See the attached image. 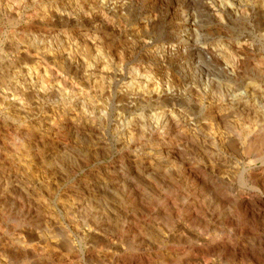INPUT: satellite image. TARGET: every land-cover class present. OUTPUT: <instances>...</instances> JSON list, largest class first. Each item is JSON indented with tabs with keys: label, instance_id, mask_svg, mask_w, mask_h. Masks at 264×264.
Wrapping results in <instances>:
<instances>
[{
	"label": "bare ground",
	"instance_id": "6f19581e",
	"mask_svg": "<svg viewBox=\"0 0 264 264\" xmlns=\"http://www.w3.org/2000/svg\"><path fill=\"white\" fill-rule=\"evenodd\" d=\"M141 1L122 0L119 10ZM74 2L0 0V194L17 193L9 195L18 221L0 212V236L9 234L0 264H264V53L255 42L264 41V0H219L224 25L188 14L168 36L178 49L150 33L144 42L140 23L115 52L105 44L110 21L71 18ZM247 20L257 34L229 35ZM82 23L91 26L85 33L67 29ZM213 31L230 38L204 43ZM137 41L155 65L134 63L124 78ZM120 67L126 91L109 102ZM150 97L155 106L135 113ZM111 121L128 152L104 190L174 177L206 194H55L60 164L97 158ZM200 141L196 158L188 146ZM35 183L46 194H35Z\"/></svg>",
	"mask_w": 264,
	"mask_h": 264
},
{
	"label": "rangeland",
	"instance_id": "374dc122",
	"mask_svg": "<svg viewBox=\"0 0 264 264\" xmlns=\"http://www.w3.org/2000/svg\"><path fill=\"white\" fill-rule=\"evenodd\" d=\"M121 1L122 0H115V1L114 0H106L104 2L102 0L101 1L100 0H95L94 3L93 2L90 3L91 7L89 5V6H86L85 8H81L82 5L80 6V0H79L77 5L74 2L72 7H67L66 9H67V13H69L70 17L72 15L71 18H73V19L82 16L83 19L86 18L85 22L89 18L99 19V20H101V19H103V20L105 19L106 20L107 19L108 21H110L109 22L110 26H109L108 30L105 32L106 35L108 37L109 36L110 37L109 38L106 37V40L105 39L104 40H105V42H107L105 44H108V48H110V50H113V52L116 51L115 49L117 47V44L122 39V37L127 32L132 30L133 28L134 29H135V27L138 28L140 26V23H141V26H140L141 28H139V31H141V32L139 34L141 35V37H143L142 40L144 42L151 41L148 38V36H145V35L147 33H150V35L154 36V34H153L154 26L153 25L156 24L155 20H157V16H154L155 15L154 12H155V10H158V7H159L160 3L164 4L165 6H167V5L168 6H172L176 2V3H178V6L180 7L181 6L180 2H181L182 5L184 6L182 8V12L180 11L179 8L174 9L173 15L174 16H178V22H176L175 19L171 18L172 21L170 23L173 22L172 25L175 26V30H174V32L171 31V33H169V36L171 34H176V33H179V32L182 31L181 25H182V23L184 21L183 19L185 17H187V15L190 14V13L192 14V13L196 12L195 15H197L199 20L200 19H202V21L206 20L204 22H207V24L211 25V26H213L214 24H217V23H218L217 25H219V23L223 24V25L224 24H228V21L221 16L222 13H221V6L219 4V0H197V1L194 0V2H192V4L189 3V0H187V1L186 0H160V1L152 3V4L149 3V0H143L140 3H137L135 5H132V4L128 5L129 0H127L128 2H124L123 3V4L127 3L126 6H125V9H122V10L120 9L119 10V7L122 6V3L120 4ZM92 3L94 4V7H93ZM138 4H139V6H138ZM147 4H149V5H147ZM202 5H203V7H202ZM152 6H154V7H152ZM112 8L113 9L117 8L116 11L119 10L120 11L119 12L120 15L119 14H117L115 16H112L113 14L110 15V11H112ZM106 9H107V11H106ZM139 10L141 12H139ZM212 12L216 15V16L214 15L215 18L218 17V14L221 13L219 16H221L224 19V23L216 22L215 19L210 16ZM157 13H158V11H157ZM146 18H148V19H146ZM151 18H153V19H151ZM144 19H146L147 21L144 20ZM107 20H106V22H107ZM147 22H148V24L150 22L149 25H151V26H148ZM251 22L253 24L250 23L249 20L244 22L245 25L244 24L243 25H240V24L232 25L231 24L230 26H233L234 30L231 33H229V35L230 36L232 35L234 38H236V36H242V35L243 36H247V35H249L248 33H251V31L253 32L254 30H255V33H256V31H257L256 23L257 22H254V21H251ZM122 23H125L127 25L128 29H125L123 26L120 28ZM82 25H84V27H81ZM82 25H80L77 28L72 25V26H69V28H67V29H68L69 32L79 33L81 31V33H85L86 31L89 30V28H91V26L86 24V23H82ZM144 26H146L148 28H146ZM164 26L165 25L163 24V27H161V28H159L160 26L158 27L159 30L157 31V35H156L157 39L163 40L164 42L162 41L163 42L162 45H164V46H171V45H173V46L175 45L176 46L177 42L174 41L173 39L170 40L171 37L169 38L168 35L166 34L167 30H166V27L164 28ZM149 28H151V29H149ZM144 30H147V31L144 32ZM128 34H130V33H128ZM229 35L227 33L226 34L225 33L224 34L221 33L219 35V34H216L215 31H213L211 35L209 34L207 37H204L206 40L204 39L203 42L204 43L206 42L207 44H212V45L217 44L218 45L220 43V41H222V40L226 41L228 38H230ZM144 37L146 38L145 40H144ZM146 40H148V41H146ZM168 41H169V43H168ZM255 42L257 44V50L256 51L261 53V54H263L264 53V49H263L264 48V41H262V42L255 41ZM259 43L260 44L263 43L262 46L259 45ZM87 45L89 46V48L92 46L90 43L87 44ZM111 45L113 46V48H112ZM106 46L107 45H105V47ZM139 47H140V44L137 41V44L134 47H132L133 49L131 48V51H127L125 53L124 63H123V74H125L124 78L128 77V73L130 71V68L132 66H134L135 64H140V65L145 66V67L146 66L149 67V65H152V66L155 65L153 60L148 59L147 57H144V55L141 54V52L139 50ZM128 54H130V55H128ZM131 54H132V56H131ZM76 55H77V59H79V58L81 59L83 57L81 52H79V51L76 52ZM115 61L117 62V59H115ZM178 62H180L179 58H175L174 59V63L176 64ZM171 63H173V61L170 60V62L168 61L167 64L166 63L165 64L168 65V67L170 66V68H172V69L169 68V70H171L173 72L175 70V68H174L175 64H171ZM115 64H117V63H115ZM120 70H121V67L120 68H116L114 70V72L116 71L117 75L113 77V84H112L111 88L110 87L107 88L108 89L107 90V97L109 99L112 98V99L109 100V102H114V98H115L116 94H120V93L126 91V88L123 89L124 88L123 84H125V83H124L123 80H121V76H120L121 72H120ZM118 73H119V75H118ZM153 106H155L154 98L150 97V101L147 104H144V105L140 106L135 113H137V114L141 113V112L148 113L149 110ZM117 115H118L117 112H115L114 115H113V118H116ZM113 128H114V122H112V121L109 122L108 125H106V127H104L105 138L102 139V142L103 143L106 142V143L103 144L101 142L102 146L99 148L97 158H95V159L92 158V159L87 160V159H84L82 157L81 160L80 159H78L77 161L74 160L76 162L72 161L70 163V165L69 164H64V162L60 164L58 169H59V172L61 173V175L56 180H54V182H56V184H57V186L54 189V193L55 194H61V196L66 197L68 194H74V193L75 194H103L102 192H104V194H105L107 192V189L104 190L103 188H104V186H106L105 185L106 181L108 183H110V181H108V180H110L111 177L108 176V175L106 176V174H109V172H111V170H112V167L115 164H119L118 162L120 161V159L121 158L124 159L125 156L127 155V152H128L127 148H121L118 145L116 138L112 134ZM111 137H113V138H111ZM197 144H199V145L197 146ZM190 146H192L193 149ZM199 147H200V149H199ZM188 149L191 150V151L189 150L191 152V155L194 153L193 156L196 157V155L198 153H201V149H202L201 148V141L199 143L196 142V144L195 143L189 144ZM197 149H198L199 152L197 151ZM84 160H85V162H84ZM50 178L52 179V177H50ZM50 178L47 177V179H49V180H50ZM135 178H134V182L132 184V187L134 189L137 188V191H133L134 190L133 188H127V189L123 188V190H122L121 188L124 187V186H120L119 185L118 187H121V188L115 189L116 191L115 190L114 191L111 190V192L109 191L106 194H108V193L109 194H122L123 191H124L123 194H125V193L126 194L127 193L130 194L129 192H132L133 194H134V192H135V194H137L138 192H139L138 194H171V193L172 194L173 193L174 194H177V193L178 194H188L189 193V194H198V195L199 194H206L204 191L202 192V189H200V187H197L196 189L193 188L194 189L193 190L192 188L189 187V185L184 183V181L178 180L177 178L175 179L174 177H171V179H169L170 177L167 178V179H164L167 182L166 181L164 182V180H161V179H158V178L154 179L152 181L150 179L146 180V178H143V179L140 178V177H135ZM145 180L146 181H150L151 183L150 182L147 183V182H145ZM161 181H163L164 183H162ZM239 181H241V180L239 178H237L235 184L236 185H240L241 182H239ZM99 184H104V185H102V187H101ZM169 184H170V186H169ZM35 187L37 189L35 194H46L42 190V188H40V186L37 183H35ZM169 188H170V190H169ZM119 189H120V192H119ZM101 190H102V192H101ZM128 190H129V192H128ZM187 190H188V193H186ZM1 194H0V212H1V214H3L2 215L3 219L6 222L8 221L9 224L11 223L10 225H13V226L17 225L16 222H18V221L15 219V216L10 214L11 211H12V207L14 205V200L12 199L13 197H11V195H9V194H17V193H15V192L13 193V191H12V193H8L6 196H2ZM18 194H25V193L19 192ZM31 194H34V193H31ZM41 197L45 198L44 196H41ZM10 215H12L11 218H9ZM12 217H14V218H12ZM8 219L10 220V222H9ZM11 219L12 220L15 219V220L12 221ZM20 225H22V224H20ZM3 234L0 236V243L1 244L4 243V241L9 236V234H4V235ZM154 253H155V251H154Z\"/></svg>",
	"mask_w": 264,
	"mask_h": 264
},
{
	"label": "built area",
	"instance_id": "2783aa9c",
	"mask_svg": "<svg viewBox=\"0 0 264 264\" xmlns=\"http://www.w3.org/2000/svg\"><path fill=\"white\" fill-rule=\"evenodd\" d=\"M181 6H178V3H174L172 6H165L164 4L159 5L158 10H155L154 14L157 16V20H156V24L154 25V30H153V34L154 36L152 37L153 39H157L156 35H157V31L159 30V28L163 27V24L165 25L164 28L166 27V34L169 36V32H174L175 30V26L172 25V23H170L172 21L171 18L175 19L176 22H178V16H174V9L179 8L180 11L182 12V8L184 7L182 5V3L180 2ZM158 11V13H157ZM216 16V15H215ZM216 22H222L224 23V19L222 17L219 16L215 18ZM175 22V23H176ZM129 23V22H128ZM130 24V23H129ZM124 27L125 29H128L127 25L125 23H122L121 27ZM160 26V27H159ZM159 27V28H158ZM165 30V29H164ZM249 32V31H248ZM252 32V31H251ZM255 32V30L253 31ZM217 36V35H216ZM152 40V39H151ZM177 49H178V42L176 43Z\"/></svg>",
	"mask_w": 264,
	"mask_h": 264
}]
</instances>
